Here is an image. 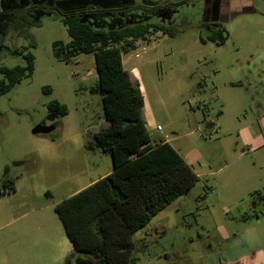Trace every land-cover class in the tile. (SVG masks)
<instances>
[{
    "label": "rangeland",
    "instance_id": "374dc122",
    "mask_svg": "<svg viewBox=\"0 0 264 264\" xmlns=\"http://www.w3.org/2000/svg\"><path fill=\"white\" fill-rule=\"evenodd\" d=\"M253 1L252 11L223 14L228 36L217 46L199 40L208 34L200 25L203 0H0V13L51 8L29 29L32 74L0 95V183L15 180L14 192L3 194L0 186V249L15 246L17 236L38 222L60 226L54 206L112 168L109 154L86 148L106 124L101 95L89 91L98 80L94 56L65 62L54 57L52 43L70 41L60 13L84 12L82 22L108 29L124 17L108 10L120 9L129 11V23L180 29L134 43L122 59L126 70L138 72L151 141L170 138L198 176L134 235L136 242L145 240L136 243V264H264V0ZM139 5L159 10L147 14ZM2 44L23 50L27 41L8 34ZM24 65L23 55L0 48V66ZM52 100L65 104L67 114L53 118L59 124L48 135L32 134L38 124H53ZM159 226L164 229L157 235L152 228Z\"/></svg>",
    "mask_w": 264,
    "mask_h": 264
},
{
    "label": "trees",
    "instance_id": "16d2710c",
    "mask_svg": "<svg viewBox=\"0 0 264 264\" xmlns=\"http://www.w3.org/2000/svg\"><path fill=\"white\" fill-rule=\"evenodd\" d=\"M51 8L32 5L0 13V48L13 55H23L24 66H0V95L6 93L33 71V54L28 51L35 44L29 29L40 25V18ZM144 13L156 11L142 7ZM120 9L108 10L114 17L124 16L116 28H94L81 21L84 12L62 15L70 41L52 43L55 58L68 62L79 54H93L97 84L90 92L99 93L106 124L92 133L86 148H98L109 154L112 170L106 176L63 199L54 206L74 254L90 253V264H136L135 231L146 225L153 216L187 193L198 176L183 156L169 142L151 141L143 116V95L139 84L123 67L122 55L134 49L137 40L147 41L160 33L175 36L177 24L146 23L133 20ZM208 27L202 43L217 46L225 43L228 33L223 24L201 23ZM8 34L27 41L23 50L8 48L2 42ZM48 92L49 88L44 87ZM50 117L67 114L65 104L52 100L47 104ZM203 110V109H202ZM53 122L54 128L58 125ZM56 138L51 136L50 140ZM3 194L15 191V180L5 177L0 183ZM72 256V255H71Z\"/></svg>",
    "mask_w": 264,
    "mask_h": 264
},
{
    "label": "crops",
    "instance_id": "0c3cea01",
    "mask_svg": "<svg viewBox=\"0 0 264 264\" xmlns=\"http://www.w3.org/2000/svg\"><path fill=\"white\" fill-rule=\"evenodd\" d=\"M253 5H254L253 0H203L202 23L209 24V23L219 22L222 24L223 14L225 12L243 11V10L252 11ZM206 29L209 31V28L207 26H206ZM162 35L163 34H160V33H154L151 36L157 37V36H162ZM151 36H149L146 42L150 41ZM139 41L140 40H137L136 42H139ZM139 44L140 43H138L137 46H139ZM126 55L128 56L129 54H126ZM128 60L130 62L129 56H128L127 61ZM122 63H123V59H122ZM128 71L130 72L132 79L133 80L135 79L136 82L138 83L137 78L139 77V75H138L136 68L132 67ZM139 89L142 93V86L140 84H139ZM142 111H143V108H142ZM263 118H264V109H263L262 114L259 116V120L262 121ZM144 120H145L146 129H147V121L145 118ZM257 137L258 136L256 134L255 138ZM160 140H164L171 144L170 138H166V139L159 138L155 141H160ZM111 170L112 168L109 170H106L105 172L100 174L98 177L91 179L85 186L73 191L72 194L78 192L79 190L85 188L86 186L106 176L107 174L111 172ZM72 194H70L69 196H71ZM158 213L155 216H153L146 225H144L143 227H141L140 229H138L137 231L133 233L132 235L133 240H134L133 238L134 235L137 234L139 230L143 228H147V226H149L153 222V220L157 217ZM56 227H59L61 231L59 230L54 231ZM152 229H155L153 231L158 235L163 232L164 228L159 226L157 228L154 227ZM157 229H160V230H157ZM145 235H147V232H145ZM137 241L139 242L140 245H143L144 243L143 241L145 240L144 238L141 237ZM0 246L4 247L3 244H0ZM92 259L93 258L90 253H81V255L77 257V255L72 252V244L70 240L68 239L62 224L59 226L55 221L51 222V224L47 223V225L45 226L44 224H42V222L36 223L29 230L22 232L17 236L15 240V246H11L4 251L0 249V264H3L4 262L6 264H71L74 260L76 262L75 264H90ZM252 264H258V263L256 262Z\"/></svg>",
    "mask_w": 264,
    "mask_h": 264
},
{
    "label": "water",
    "instance_id": "95a60500",
    "mask_svg": "<svg viewBox=\"0 0 264 264\" xmlns=\"http://www.w3.org/2000/svg\"><path fill=\"white\" fill-rule=\"evenodd\" d=\"M50 119L52 120L53 117H50ZM213 127L212 123H209L208 126ZM54 130V125L53 124H49V125H45V124H38L36 126H34L31 130L32 134L34 135H48L49 133H51V131Z\"/></svg>",
    "mask_w": 264,
    "mask_h": 264
},
{
    "label": "flooded vegetation",
    "instance_id": "af4514ba",
    "mask_svg": "<svg viewBox=\"0 0 264 264\" xmlns=\"http://www.w3.org/2000/svg\"><path fill=\"white\" fill-rule=\"evenodd\" d=\"M142 7H146V6H136V8H139V9H141L142 10ZM132 8H135L134 6L132 7ZM146 8H149V9H153V11H158L159 10V7H146ZM130 9V7H128L126 10H129ZM142 11H144V10H142ZM51 123H53V119H52V122Z\"/></svg>",
    "mask_w": 264,
    "mask_h": 264
},
{
    "label": "built area",
    "instance_id": "2783aa9c",
    "mask_svg": "<svg viewBox=\"0 0 264 264\" xmlns=\"http://www.w3.org/2000/svg\"><path fill=\"white\" fill-rule=\"evenodd\" d=\"M156 129L159 130L160 129V126H157Z\"/></svg>",
    "mask_w": 264,
    "mask_h": 264
}]
</instances>
